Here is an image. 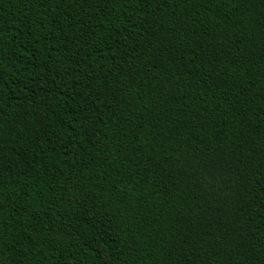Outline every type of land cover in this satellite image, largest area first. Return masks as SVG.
I'll list each match as a JSON object with an SVG mask.
<instances>
[{"label":"trees","instance_id":"obj_1","mask_svg":"<svg viewBox=\"0 0 264 264\" xmlns=\"http://www.w3.org/2000/svg\"><path fill=\"white\" fill-rule=\"evenodd\" d=\"M0 264H264V0H0Z\"/></svg>","mask_w":264,"mask_h":264}]
</instances>
